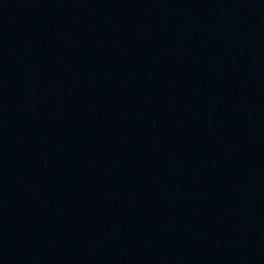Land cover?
Listing matches in <instances>:
<instances>
[{
  "label": "water",
  "instance_id": "obj_1",
  "mask_svg": "<svg viewBox=\"0 0 264 264\" xmlns=\"http://www.w3.org/2000/svg\"><path fill=\"white\" fill-rule=\"evenodd\" d=\"M0 264H264V0H0Z\"/></svg>",
  "mask_w": 264,
  "mask_h": 264
}]
</instances>
